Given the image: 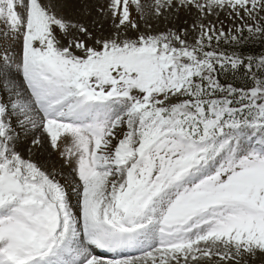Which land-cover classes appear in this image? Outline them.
Instances as JSON below:
<instances>
[{
    "label": "snow or ice",
    "instance_id": "1",
    "mask_svg": "<svg viewBox=\"0 0 264 264\" xmlns=\"http://www.w3.org/2000/svg\"><path fill=\"white\" fill-rule=\"evenodd\" d=\"M58 7L0 0V264L264 258V57L242 51L264 41V0H153L152 17L105 0L101 38ZM181 11L191 29L141 31ZM221 15L227 32L204 23ZM28 136L60 169L20 152Z\"/></svg>",
    "mask_w": 264,
    "mask_h": 264
},
{
    "label": "rangeland",
    "instance_id": "2",
    "mask_svg": "<svg viewBox=\"0 0 264 264\" xmlns=\"http://www.w3.org/2000/svg\"><path fill=\"white\" fill-rule=\"evenodd\" d=\"M47 2V0H46ZM52 2L59 3L61 7H58L55 9L56 13L58 15H62L65 17L68 21L75 22L78 24H81L88 28L89 33L93 38H101V37H108L115 31V25L111 21V19L105 15H103V8L101 5L104 4L105 0H97V4L94 3V6L92 7L93 10H91V16L85 17L79 12L80 6H85L84 0H52ZM142 2L146 6V12L149 17H152V3L153 0H142ZM70 4V5H69ZM148 5V6H147ZM89 10V9H88ZM63 12V13H62ZM99 13L100 15H97ZM133 19H137V15L133 14ZM171 19L176 21L177 26L175 27V24L171 22ZM160 20V21H159ZM166 20V21H163ZM163 21V22H161ZM197 21V17L195 12L192 14H189L187 12L181 11L178 16H166L164 18H152L150 19V28L148 25L144 23L143 19H140V25H141V31H152L155 33H162L167 30L172 31H180L183 29H191L193 26V22ZM220 21L224 22V31H228L230 28L233 27L231 22L227 19L225 15H221L219 17V20H217L214 16L207 17L204 20V23H212L215 24L217 27H220ZM198 22V21H197ZM163 25H162V24ZM173 25V26H172ZM197 33H193L188 37L189 41H192L193 36H195ZM130 35H134V33H130ZM81 39H84L83 36L80 37ZM260 41V40H259ZM264 43V41H260ZM89 44H91V41H88ZM222 50L224 51H231V49H225L221 46ZM36 138H40V133H35ZM33 137L28 136L27 139H24L22 137V142L20 145V152L25 157H30L34 161L42 164L47 165L48 167H52L53 165L58 170L60 169V166L64 163L63 160L60 159V156L57 152H55L51 147L49 142L45 139L42 146H35L33 147ZM64 145H61V150L63 149ZM65 174L69 173V169L65 167L63 169ZM71 179H74V176L69 177ZM62 183H65L64 180H61ZM262 261H264V258L260 259H249L246 264H262Z\"/></svg>",
    "mask_w": 264,
    "mask_h": 264
},
{
    "label": "trees",
    "instance_id": "3",
    "mask_svg": "<svg viewBox=\"0 0 264 264\" xmlns=\"http://www.w3.org/2000/svg\"><path fill=\"white\" fill-rule=\"evenodd\" d=\"M225 49H231L229 45H222ZM245 56H251L254 58L264 57V43L256 40L254 42H246L245 46L242 49ZM220 79L222 81L233 83L237 86H245L248 82L242 76H236L233 78L231 75H221Z\"/></svg>",
    "mask_w": 264,
    "mask_h": 264
},
{
    "label": "bare ground",
    "instance_id": "4",
    "mask_svg": "<svg viewBox=\"0 0 264 264\" xmlns=\"http://www.w3.org/2000/svg\"><path fill=\"white\" fill-rule=\"evenodd\" d=\"M84 2H85V6L83 7V6H80L79 7V12L83 15V16H85L86 18L87 17H90L91 16V10H93V6H94V3H96L97 4V0H84ZM70 5V4H69ZM148 6V5H147ZM152 6V5H151ZM89 9V10H88ZM63 13V12H62ZM101 13H103V12H101ZM97 15H100L99 13H97ZM100 16H102V15H100ZM160 21V20H159ZM163 21H166V20H163ZM163 21H161V22H163ZM171 22L172 23H174L175 24V27L177 26V23H176V21H174V20H172L171 19ZM162 24V23H161ZM163 25V24H162ZM173 26V25H172ZM42 148L44 149V147L42 146ZM141 253H135V255H140Z\"/></svg>",
    "mask_w": 264,
    "mask_h": 264
}]
</instances>
